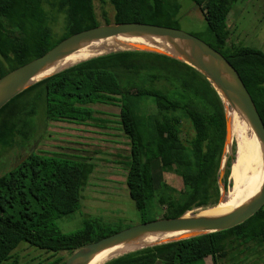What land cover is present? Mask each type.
Wrapping results in <instances>:
<instances>
[{
	"label": "trees",
	"instance_id": "trees-1",
	"mask_svg": "<svg viewBox=\"0 0 264 264\" xmlns=\"http://www.w3.org/2000/svg\"><path fill=\"white\" fill-rule=\"evenodd\" d=\"M191 1L199 6L206 22L203 40L237 70L264 123V51L228 44L226 17L238 0ZM109 2L114 9L113 22L139 21L171 27H176L175 15L181 7L176 0ZM51 11L63 17L59 35L51 28L55 16ZM96 25L99 23L92 0H0V77L69 35ZM94 104L119 108L116 122L129 144L125 184L139 223L158 218L159 211L161 217H176L218 199L216 177L225 137L223 103L196 69L159 52L109 51L31 84L0 108V150L31 145L40 109L44 122L88 124L91 120L101 121L94 116ZM183 120L193 130L190 138H181ZM154 161L162 170L179 174L181 182L161 181L156 185ZM91 171L88 160L44 155L39 149L29 148L0 174V264H19L12 252L20 242L45 252L63 250L70 255L89 242L129 227L121 221L111 227L110 222L97 218L84 220L83 226L71 233L57 227L56 218L79 209L80 190ZM233 233L264 240V205L234 227L144 246L104 264H201L206 256L217 264V244ZM55 261L63 264L65 259Z\"/></svg>",
	"mask_w": 264,
	"mask_h": 264
},
{
	"label": "rangeland",
	"instance_id": "rangeland-1",
	"mask_svg": "<svg viewBox=\"0 0 264 264\" xmlns=\"http://www.w3.org/2000/svg\"><path fill=\"white\" fill-rule=\"evenodd\" d=\"M176 1L181 5L175 15L178 19L176 27L205 39L207 27L199 6L191 0ZM92 3L99 24H105V19H108L109 23H113L114 9L109 0H92ZM51 13L55 15L53 16L54 20L50 22L51 28L56 35H59L63 17L54 11ZM226 24L229 30L228 44L247 45L264 51V0L234 2L227 13ZM93 108L97 109L94 116L101 121L91 120L88 124L62 121L44 122L40 109L39 114L35 117L37 130L31 145L22 149L5 148L0 150V174L11 164L17 162L20 156L25 155L29 148L32 151L39 149L44 155H64L88 160L92 164V171L80 190L79 209L75 213L62 215L54 220L57 227L65 233L78 230L83 226L84 220L89 218L110 222L111 227L118 225V221H121L123 226H131L139 223L140 219L125 184L124 162L129 155V144L116 122L119 108L106 104H94ZM192 135L193 130L190 125L183 120L181 138H190ZM229 143L230 139L224 144L219 169L224 166L225 170L227 160L230 164L233 157L228 153ZM233 150L234 146L232 152ZM152 170L156 185L161 181L168 184H177L176 181L181 182L179 174L162 170L156 161L152 164ZM223 177L224 174L222 180ZM227 177L228 175L225 188L223 181L221 184L217 182L219 191L220 187L223 188L222 195H226L232 187V181ZM221 196H218L214 202L211 199L210 204L206 206L192 207L187 211L193 212L197 208L213 206L222 199ZM161 213L162 211L158 212V218L161 217ZM149 214L151 217L155 215L153 212ZM149 214H147V218ZM12 256L18 260L19 264H60L55 260L59 257L66 259L69 253L63 250L56 253L45 252L28 243L20 242L13 250Z\"/></svg>",
	"mask_w": 264,
	"mask_h": 264
},
{
	"label": "water",
	"instance_id": "water-1",
	"mask_svg": "<svg viewBox=\"0 0 264 264\" xmlns=\"http://www.w3.org/2000/svg\"><path fill=\"white\" fill-rule=\"evenodd\" d=\"M117 35H155L172 39V41L177 45V49L180 51L183 58L175 57L171 54L153 48L135 49L159 52L172 56L190 65L199 73H201L211 84L212 88L219 96L221 102L223 103V100L219 91L226 97L229 105L234 107L252 127L262 145L264 156V123L237 70L223 54H221L203 39L185 32L177 27L163 26L139 21L119 23L113 22L99 24L71 34L59 41L42 55L11 69L0 77V108L16 94L23 91L31 84L43 79H37V76L42 73V71L51 61L56 59L61 53L66 52L70 47L81 44L86 45L97 39H103ZM228 141L229 129L227 125V118L225 116L224 144ZM30 152L31 150L29 153ZM223 174L224 166L219 169L217 178L218 184L222 183ZM222 189L223 188L220 187V196L222 195ZM221 197L223 199L225 195H222ZM263 205L264 176L259 193L250 203L243 204L229 212L217 215L189 214L186 216L185 214L189 211H185L183 214L176 217H160L153 220L140 222L104 236L99 240L83 245L82 247L73 251L65 259L63 264H86L94 253L107 246L138 237L139 235L155 233L156 231L160 230L193 232L191 235L186 237L165 242L176 241L205 233L225 230L242 223Z\"/></svg>",
	"mask_w": 264,
	"mask_h": 264
},
{
	"label": "bare ground",
	"instance_id": "bare-ground-1",
	"mask_svg": "<svg viewBox=\"0 0 264 264\" xmlns=\"http://www.w3.org/2000/svg\"><path fill=\"white\" fill-rule=\"evenodd\" d=\"M135 48H153L175 57L183 58L177 49V45L168 37L155 35H117L97 39L86 45L81 44L70 47L66 52L61 53L56 59L51 61L42 73L37 76V79L44 78L62 68L101 53ZM219 93L224 103V115L227 118L229 129L230 149L228 153L233 156L228 173V177L232 181V187L217 204L197 208L193 212H187L186 216L189 214L217 215L229 212L238 206L250 203L256 198L262 186L264 156L259 138L245 118L234 107L229 105L228 100L220 91ZM233 146L234 150L232 152ZM225 151L227 152V150ZM247 184L248 188L245 191ZM192 233V231L160 230L147 235H139L138 237L124 240L99 250L90 257L86 264H104L111 258L127 251L179 239Z\"/></svg>",
	"mask_w": 264,
	"mask_h": 264
},
{
	"label": "crops",
	"instance_id": "crops-1",
	"mask_svg": "<svg viewBox=\"0 0 264 264\" xmlns=\"http://www.w3.org/2000/svg\"><path fill=\"white\" fill-rule=\"evenodd\" d=\"M216 261L217 264H264V240L254 241L238 233L227 235L216 246ZM201 264H213L211 257L203 258Z\"/></svg>",
	"mask_w": 264,
	"mask_h": 264
}]
</instances>
